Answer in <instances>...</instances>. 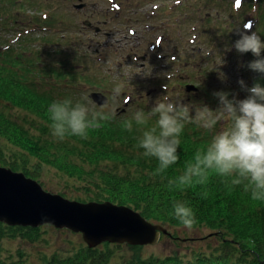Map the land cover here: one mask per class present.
I'll list each match as a JSON object with an SVG mask.
<instances>
[{"label":"trees","instance_id":"trees-1","mask_svg":"<svg viewBox=\"0 0 264 264\" xmlns=\"http://www.w3.org/2000/svg\"><path fill=\"white\" fill-rule=\"evenodd\" d=\"M246 1L258 3L261 8L260 22L253 29L259 39L264 38V30L260 29V25L264 26V0ZM27 6L39 9L34 15L30 14V19L20 15L29 10ZM198 7L200 5L194 6ZM46 9L37 0H0V139H6L24 154L23 164L1 157L0 166L37 180L40 173L31 170L32 164L29 166L34 157L36 167H53L65 178L68 188L78 184L85 189L78 197L69 196L72 201H111L129 206L148 220L161 223L166 230L169 226L198 225L211 230L201 239L192 238L194 243H202L192 254L189 248V254H137L123 264H182L180 258L187 255L188 264H264V167L259 166L256 157H251L245 144L238 147L239 134L226 132L219 137L215 131L218 122L207 118L202 126L192 118V109L175 105L153 113L141 110L139 105L134 107L135 112L121 113L103 110V106L82 109V101L73 98L75 91L70 88L102 91L106 87L98 78L93 83L87 76L79 85L75 72L61 70L59 61L55 62L57 67L50 60H44L43 67L39 66L40 55L45 56L44 51L49 47L50 53L55 55L53 48L59 44L57 41L68 37L64 33L57 38L43 35L41 39L51 43L43 42V50L30 49L36 39L34 33L38 32L35 27L44 29L45 26L49 29L44 30L60 32L55 25L54 12ZM230 9L238 20L240 15L235 8L230 6ZM40 11H44L42 15L37 14ZM205 19L210 20L211 16L206 15ZM246 19L242 18L241 25ZM202 25L197 24L198 35L203 32ZM12 31L15 32L14 42L10 37L5 38V34ZM70 36L73 33L70 32ZM227 40L225 36L217 39L220 43ZM261 47L263 53V42ZM69 55L67 52V57ZM208 61L206 59L205 63ZM211 69L212 64L208 65V70ZM60 74L68 77L63 80ZM156 84H165L164 78L158 79ZM198 86V93L205 95L207 103L214 102L222 108L214 98L217 92L207 91L202 84ZM58 88L62 94H56ZM248 89L246 95L251 99V107L262 104L264 76L250 83ZM221 94L225 95L221 101L227 111V119L224 115L223 119L235 127L238 120L235 121L234 115L241 93L236 96L230 90H223ZM16 107L40 118L32 124L33 132L25 130V126L7 112ZM261 118L264 124V116ZM38 182L44 186L42 181ZM44 232L42 226H10L0 222V238L12 234L21 242L33 243L39 242ZM168 234H171L169 230ZM175 238L177 246H189L192 241L180 236L172 239ZM121 244H127L135 252L142 246L115 242L114 247ZM104 245L73 247L64 256L53 252L46 257L48 254L43 253L40 264H111L112 251L108 248L111 243ZM0 264L39 263L19 256L11 262L0 260Z\"/></svg>","mask_w":264,"mask_h":264},{"label":"rangeland","instance_id":"rangeland-1","mask_svg":"<svg viewBox=\"0 0 264 264\" xmlns=\"http://www.w3.org/2000/svg\"><path fill=\"white\" fill-rule=\"evenodd\" d=\"M110 1L112 0H37L40 5L43 4L47 7L46 10L54 12L55 25L58 26L60 32L52 33V31L44 30L49 29L45 26L44 29L41 26L35 27V31L38 32L34 33L36 39L33 41V48L31 46L30 49L36 52L43 50L44 43H51L50 41L44 42L41 39L43 35L50 38H57L61 36V33L68 35V37L58 40V45L55 44L53 48L55 55L50 53V47L48 51H44L45 56L40 55L41 57L38 58L39 66L43 67L44 60H50L57 67L55 62L59 61L61 70L63 68L75 72L76 83L79 85L83 83V78L86 76L90 77L93 83L98 78L99 82L101 81L100 83L106 87L101 92L104 91L108 95L109 101L103 105L102 109L109 112L116 110L135 112L134 107L137 108V105L140 106L141 110L151 111L150 113L159 112L163 109L167 110L164 102L170 99L168 103L175 105L176 108L192 109V118L202 126L208 121L207 118L218 122L219 125H215L217 136L221 137V134H227L226 132H231L230 135L233 132L238 133L240 138L238 147L241 148V144H245V149L249 150L251 157H256L259 166L264 167V124L261 120V117L264 116V99H262V104L251 107V99L249 95H246L247 90H249L248 85L264 76V52L262 53L261 47L264 38L259 39L258 34L253 29L260 22L258 19L261 16L259 4L248 3L246 0H236L243 1V6L238 10L235 9V12L240 13L242 18L248 20L245 25H241L242 22H237V17L231 13L230 6L233 7L234 0H220L219 4H217V0H186L188 4L200 5L198 8L201 9V12L198 10L199 12L194 15V19L197 20L198 24H203L201 27L203 32L198 37L194 33L196 39L193 34L186 35L184 33V30L191 31L194 24L181 27H177L178 24H176L175 27L173 23L175 15L167 14V8L164 9L165 4L173 8L179 1L182 4L183 0H145L144 3L149 11L137 10L134 7L135 2L132 0H116L121 5L120 12L123 17L120 16V18L115 9L111 8L112 3ZM81 2L86 3V7L80 10L74 9L73 5ZM156 5L157 8H154ZM27 8L29 10L20 14L24 19H30V14L34 15L35 11L39 10L28 6ZM42 12L44 11L37 14L42 15ZM204 12L211 14V18H217V24L211 27L210 20L204 17ZM137 13L152 20L147 23L144 19L138 18ZM185 13L181 12L180 17H183ZM158 19L160 25L167 30H164L162 26H156ZM153 20L155 21L153 22ZM90 21L93 25L89 26L88 23L87 26L86 22ZM103 21H106L105 25L102 24ZM97 24H100V33H95L93 30V26ZM225 25H227L226 28ZM186 27L187 29H185ZM205 28L209 30L204 31ZM260 29L264 30V26L260 25ZM39 30L43 32H39ZM70 32L73 33L72 37ZM103 32L110 34L106 36ZM14 33V31L6 33L5 38L10 37L14 42ZM219 36L220 38L225 36L228 40L226 43L216 41L217 45L214 47L215 41L213 40H217ZM175 37H178L180 41L174 40ZM230 42L232 44L229 45ZM67 52L70 54L69 57H67ZM206 59L209 61L205 63L204 60ZM210 64L213 65V69L208 70ZM152 73L154 77L158 74L159 78H165L166 85L170 89L157 88L153 84ZM58 76L63 80L68 77L66 74ZM182 77L186 81L192 80V83L197 85H204L207 91L217 92L214 98L222 105V108L214 105V102L207 103L205 95H201V93L196 94L193 91L186 93L185 87L182 85L183 81L180 82ZM241 77L243 79L239 81ZM70 89L75 91L73 98L79 102L82 101L80 103L82 109L88 110L98 106L90 97L91 90ZM223 90H230L236 96L237 93H241L234 115L235 121L238 120L235 127L231 126V122L225 121L227 113H225V106L221 101V98L225 96L221 94ZM58 93L62 94L60 88L56 94ZM130 96L132 100L129 99ZM127 99L129 101L126 102ZM171 107L168 106L167 108ZM7 112H11L10 116L22 123L25 130L30 132H33L32 124L35 125L40 121L37 115L24 108H10ZM223 115L225 119H223ZM217 117L222 119L219 120ZM243 128H245L244 131H242ZM22 154L20 148L4 138L0 139V158H5L8 162L15 160L21 165L24 162V154ZM31 164V170L40 173L41 177L40 179L37 178V182L42 181L45 190L69 199L78 197L81 192L85 191L78 184L74 185L76 189L68 188L64 183L65 178L53 167L47 165L36 167L37 159L34 157H32L30 167ZM152 224L161 225V223L156 222H152ZM42 227L45 232L40 235L39 242H21L12 234L3 235L0 238V260L5 259L6 262H11L13 259H18L19 256H24L27 260L33 259L40 264L43 262L41 258L43 253L48 254L46 257H50L53 252H59V255L64 256L67 254L66 251L73 247L83 245L92 247L85 242L81 233L73 232L69 228H57L47 223ZM168 230L170 235H161L156 243L143 245L138 249V252L128 247L127 244L114 247V243L104 241L98 245L105 246L104 243H111L109 246L106 245L112 251L111 264H123L129 258H136L137 254L139 256L173 255L177 252L181 254L189 251L192 254L202 244L194 243L192 238L201 239L206 234L211 233V230L204 225L195 227L169 226ZM22 234H24L23 231ZM176 236L183 239L191 238L192 241L187 244L189 246L184 244L177 246L176 238L172 239ZM189 258V255L184 256L180 258V262L188 264Z\"/></svg>","mask_w":264,"mask_h":264},{"label":"water","instance_id":"water-1","mask_svg":"<svg viewBox=\"0 0 264 264\" xmlns=\"http://www.w3.org/2000/svg\"><path fill=\"white\" fill-rule=\"evenodd\" d=\"M187 89L194 90L193 85ZM98 105L107 97L90 94ZM0 222L10 226L38 227L45 223L83 233L89 246L104 241L129 244L156 243L167 230L152 224L129 206L111 201L83 203L45 190L36 180L21 172L0 166Z\"/></svg>","mask_w":264,"mask_h":264}]
</instances>
